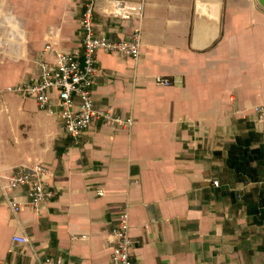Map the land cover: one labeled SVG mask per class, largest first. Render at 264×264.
<instances>
[{
    "label": "crops",
    "instance_id": "crops-1",
    "mask_svg": "<svg viewBox=\"0 0 264 264\" xmlns=\"http://www.w3.org/2000/svg\"><path fill=\"white\" fill-rule=\"evenodd\" d=\"M86 1L0 0V264H108L124 208L132 264H264V137L254 114L264 106V8L120 0L143 4L137 21L114 18L109 0H96L97 35L118 42L141 32L137 61L96 55L94 109L133 126L96 121L75 142L52 109L6 90L34 83L55 52L81 50ZM35 166L48 169L56 196L39 212L14 214L5 199L24 205L27 195L9 191L8 178Z\"/></svg>",
    "mask_w": 264,
    "mask_h": 264
},
{
    "label": "built area",
    "instance_id": "built-area-1",
    "mask_svg": "<svg viewBox=\"0 0 264 264\" xmlns=\"http://www.w3.org/2000/svg\"><path fill=\"white\" fill-rule=\"evenodd\" d=\"M109 3L113 7L111 15L114 18L141 21L143 16L141 2L135 8H130L120 0H109ZM96 6V0H87L83 5L80 18V51L55 52L53 63L40 62L38 64V76L34 83L17 85L6 90L32 98L42 111L52 109L58 117L62 133L75 142L96 121L117 130H129L133 126L132 118H122L110 109H94L93 92L99 74L96 55L101 51L137 61L141 55V32L137 28L128 38L118 42L100 37L95 31L93 20ZM49 51L51 47L47 46L44 53ZM156 84L168 87L174 82L157 78ZM53 92L56 93L55 110L52 108ZM254 114L256 122L262 126L264 137V106L256 107ZM47 174H49L48 169L42 166L30 169L18 167L13 171L8 178V190L16 191L25 188L27 195V202L24 205L11 197L5 199L14 214L18 213L23 206L39 212L55 198L56 193L45 183ZM212 185L217 187L219 183L214 180ZM98 195L103 196V193L99 192ZM129 232V214L127 208H124L110 229L112 253L108 264H132L131 250L134 243ZM13 242L27 244L28 239L14 237ZM45 263L61 264L51 259H46Z\"/></svg>",
    "mask_w": 264,
    "mask_h": 264
},
{
    "label": "water",
    "instance_id": "water-1",
    "mask_svg": "<svg viewBox=\"0 0 264 264\" xmlns=\"http://www.w3.org/2000/svg\"><path fill=\"white\" fill-rule=\"evenodd\" d=\"M258 4L264 8V0H257Z\"/></svg>",
    "mask_w": 264,
    "mask_h": 264
}]
</instances>
